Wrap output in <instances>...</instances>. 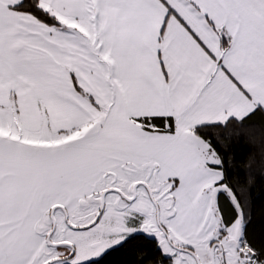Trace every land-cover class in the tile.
Here are the masks:
<instances>
[{"label":"snow or ice","instance_id":"obj_1","mask_svg":"<svg viewBox=\"0 0 264 264\" xmlns=\"http://www.w3.org/2000/svg\"><path fill=\"white\" fill-rule=\"evenodd\" d=\"M0 264H264V0H0Z\"/></svg>","mask_w":264,"mask_h":264}]
</instances>
